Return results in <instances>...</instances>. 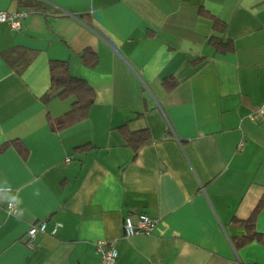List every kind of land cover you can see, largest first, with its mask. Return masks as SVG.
I'll return each mask as SVG.
<instances>
[{
	"label": "crops",
	"instance_id": "0c3cea01",
	"mask_svg": "<svg viewBox=\"0 0 264 264\" xmlns=\"http://www.w3.org/2000/svg\"><path fill=\"white\" fill-rule=\"evenodd\" d=\"M46 1L56 11L30 12L20 30L0 23V146L27 150L0 152V186L11 187L0 264H102L101 241L115 264H264V203L260 241L241 245L247 229L232 221L264 198V124L249 118L264 98V0ZM19 9L0 0V10ZM208 14L226 23L232 52L209 44ZM86 48L94 67L81 62ZM12 50L31 59L20 75L3 57ZM52 60H67L95 95L88 117L59 131L49 119L75 98L42 99ZM126 123L151 133L136 155ZM140 213L157 220L152 231L125 236L124 218ZM40 220L60 225L28 247Z\"/></svg>",
	"mask_w": 264,
	"mask_h": 264
},
{
	"label": "trees",
	"instance_id": "16d2710c",
	"mask_svg": "<svg viewBox=\"0 0 264 264\" xmlns=\"http://www.w3.org/2000/svg\"><path fill=\"white\" fill-rule=\"evenodd\" d=\"M19 8L30 12H42L45 14L55 12L54 6L46 0H15ZM200 13L207 12L200 8ZM213 19V32L210 35L209 44L221 54L232 52L234 50L231 40L225 38L227 25L225 22L208 14ZM5 61L12 67L17 74H22L30 63V57L22 55H14V51L5 52L3 54ZM81 62L88 67H94L97 64V54L90 48H86L80 54ZM51 84L49 90L42 96L44 101L49 100L52 96H58L60 99L74 97L75 100L72 107L67 112L57 118H50L49 122L53 130L59 131L68 128L88 117L91 105L95 100L94 90L92 86L84 79L74 77L69 73V63L67 60H52L50 62ZM163 83L168 89L177 85L173 78L164 79ZM137 115H141L138 113ZM120 132L124 136L125 143L130 147L135 155L138 150L151 139V133L148 128L132 131L128 127V123L120 127ZM14 146L22 156H25L27 150L23 143L19 140L6 142L0 146V152L10 146ZM82 149L85 146H80ZM79 147V148H80ZM264 203L261 199L251 216L246 220L233 219V223L244 226L247 229V235L239 238L241 245L252 240H261L263 235L255 230V216Z\"/></svg>",
	"mask_w": 264,
	"mask_h": 264
},
{
	"label": "built area",
	"instance_id": "2783aa9c",
	"mask_svg": "<svg viewBox=\"0 0 264 264\" xmlns=\"http://www.w3.org/2000/svg\"><path fill=\"white\" fill-rule=\"evenodd\" d=\"M29 12L25 9H19L15 11H6L0 10V23L6 24L11 30L17 31L22 28L23 21ZM255 114L259 115L261 118V123L264 124V98L261 103L257 106L256 110L253 113H250L249 118L257 123ZM11 191V187L0 186V202L3 198L5 192ZM17 203L14 199L8 200L6 204V209L9 214L17 212ZM156 219L150 217L145 213H140L136 221L132 219L130 215L124 218V235L127 237L134 236L139 233H150L156 224ZM59 223H55L54 227L48 230L47 221L40 220L39 222L33 224L26 233V242L25 244L28 247H32L35 244V240L38 234H44L50 232L53 234ZM105 241L98 242L97 250L100 254V259L102 264H115L118 259V252L112 245L109 248L105 247Z\"/></svg>",
	"mask_w": 264,
	"mask_h": 264
}]
</instances>
